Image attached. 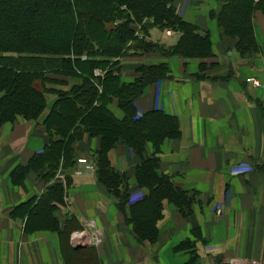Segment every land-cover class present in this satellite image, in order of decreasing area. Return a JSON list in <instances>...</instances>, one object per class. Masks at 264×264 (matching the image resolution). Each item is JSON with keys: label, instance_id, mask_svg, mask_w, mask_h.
I'll list each match as a JSON object with an SVG mask.
<instances>
[{"label": "trees", "instance_id": "obj_1", "mask_svg": "<svg viewBox=\"0 0 264 264\" xmlns=\"http://www.w3.org/2000/svg\"><path fill=\"white\" fill-rule=\"evenodd\" d=\"M41 1L47 0H26L24 4L23 0H0V35L10 38H0V126L18 116L36 119L48 109L43 119L47 144L10 175L13 178L34 169L47 183L60 166L64 169L73 165L75 151L81 150L76 143L85 135L96 137L99 143L92 157L98 181L115 198L128 200V191L124 188L126 193L122 194L117 188L121 176L108 157L121 141L140 159L133 175L137 186L145 190L128 202L133 232L139 240L153 238L163 200L190 213L195 198L177 186L170 175L157 172L161 143L181 135L177 116L160 109L139 113L136 107V99L147 86L170 76L167 62L141 64L135 69L134 79L124 82L120 58L149 51H158L164 57L178 54L210 58L209 33L184 20L176 11V0H57L52 9L57 21L53 23L36 15ZM258 11L264 14V0H221L219 8L211 12L220 34L231 40L242 57L258 50L264 54V43L259 45L254 34ZM24 16L30 18L26 27L8 22ZM134 23L141 24L139 34ZM152 27L179 31L177 43L168 48L150 40L148 31ZM129 40L135 41L131 52L125 47ZM202 63V72L209 69ZM95 69L100 70L98 75ZM48 95L53 96L51 101ZM112 104L122 111L121 118L112 111ZM256 104L264 118V106ZM148 144L153 151H148ZM48 188L40 197L39 208H49L46 204L55 208L54 203L62 201L64 188L59 183L53 182Z\"/></svg>", "mask_w": 264, "mask_h": 264}, {"label": "crops", "instance_id": "obj_2", "mask_svg": "<svg viewBox=\"0 0 264 264\" xmlns=\"http://www.w3.org/2000/svg\"><path fill=\"white\" fill-rule=\"evenodd\" d=\"M220 2L221 0L175 2L176 11L184 20L195 24L199 30L209 31L212 57L185 59L178 54L164 57L156 52L126 55L120 58L121 80L132 81L136 75V67L141 64L167 62L170 77L149 85L136 99V107L141 112L160 109L178 118L181 136L163 140L159 171L170 175L172 179L176 178L178 182L182 181V185L187 188L198 190L204 197L222 198L226 189H229L231 197L228 204L234 212H239L236 209H241L244 213L250 212L246 216V222L238 223L237 218L230 220L234 223V228L214 231L218 220L210 217V210L207 211L210 204L206 202L194 207L195 222L203 228L204 235L208 233V245L216 248L212 255H227L226 251L235 250L231 247L233 242L238 244L239 251L228 257H243L253 255L254 249L249 250V242H254L255 246L263 243L257 232L259 225L264 226V212L261 213L264 211V120L256 103L261 100L264 105V54L254 52L242 57L231 40L220 34L216 21L211 16V12L219 8ZM261 14L256 12L254 17V34L259 45L264 43V15ZM179 36L175 31L167 35L164 29L157 27H152L149 32L150 40L168 48L177 43ZM205 61L212 66L202 72L200 63ZM248 77L260 79L262 86L255 87L245 81ZM114 114L122 117L119 109ZM83 139L86 149L94 150L98 147V138L85 135ZM120 152L124 157L134 160L129 148L118 144L108 152L115 168L120 167ZM241 161L250 163L252 171L239 176L231 175V169ZM255 167L262 170L256 172ZM75 175H82L78 180L82 188L92 187L97 181L93 170L83 169L80 174ZM93 189L99 191L97 187ZM83 193L85 194L84 188ZM81 197L85 198L83 195ZM2 205L0 264H72L65 261L58 233L34 231L28 227L26 216L20 219L10 215L12 210L6 211L12 204ZM78 205L82 207V204ZM76 215L78 223L84 225L79 213ZM62 220L66 224V218ZM207 224L210 226L208 231ZM242 225L241 235V228L238 226ZM251 229L254 232L257 230L253 236L249 234ZM60 230H63L64 235L67 233V229ZM105 264H109L107 260Z\"/></svg>", "mask_w": 264, "mask_h": 264}, {"label": "rangeland", "instance_id": "obj_3", "mask_svg": "<svg viewBox=\"0 0 264 264\" xmlns=\"http://www.w3.org/2000/svg\"><path fill=\"white\" fill-rule=\"evenodd\" d=\"M25 1L26 0H23V4ZM56 1L57 0H47L45 2H38L39 6L36 15H41L42 19L49 18L50 22L57 21L52 14V9L55 7L54 3ZM8 18L10 19L11 17ZM17 19L18 18H12L10 21L8 20V22H11L10 24L13 26L26 27L25 23L30 20L27 16L20 18V20ZM119 20L120 19L116 21ZM3 21L5 22V20H2V22ZM134 26H136L139 34L141 24L134 23ZM166 30L170 31L169 34L174 31L170 28H164V32ZM203 31L209 33L208 30ZM149 32L150 30L148 31V37ZM175 32L180 34L179 31ZM0 38L5 41H10V38L3 39L2 35H0ZM12 40L15 41L14 39ZM134 45L135 41L129 40L125 47L128 46V50L131 52V48H133ZM149 48L150 47H148V49ZM153 52L160 54L158 51ZM256 53L261 52L258 50ZM6 54L7 53H3V55ZM204 63L206 66H209V69L212 66L208 61ZM98 73H100V70L95 69L94 74L98 75ZM258 80L260 81V79ZM71 81L73 80L70 79L69 82ZM48 85L51 84L48 83ZM260 86H262L261 81ZM52 99L53 96L48 95V101ZM258 103H262V101L260 100ZM111 108L114 112L119 109L116 104L111 106ZM47 111L48 109H44L36 119L26 120L18 116L13 122H6L0 126V207H3L1 204H12L8 206L6 211L12 210L10 211V215L20 219H24L25 217L23 216H26L29 223L28 227L34 229V231H51L58 233L60 235L65 261L67 260L68 263L72 264H76L77 261L78 264H105L106 260L109 264H222L224 262L229 264H264L263 225L258 226L260 229H258L259 231L257 232V236L263 239V243L259 246H255L254 242L248 243L250 246L249 250H252V248L254 249L252 251L253 255L228 257L229 254L239 251L238 244L232 242L231 247L235 250L226 251L227 255L224 253H221L219 256L212 255V251H215L216 248L211 244L208 245V243H210L208 242V233L204 235L203 228L195 222L194 207L200 205V203L204 204L203 202L210 204V209H207V211L210 210V217L218 220L217 225L214 226V231L217 229L222 231V229L228 230L234 228L235 225L233 222H230V220L233 221L239 218L237 221L238 223L241 222V224L248 220L246 216H249V211L244 213L241 209H236L239 212H234V209L228 204L231 197L228 188L222 198L213 199L209 196L204 197L202 194H199L200 192L196 189L187 188L182 185V181L178 182L176 178L172 179V177V181L177 186L181 187L182 190H188L189 195L194 194L195 202L191 205V212L187 213L186 210L182 212L173 202L163 200L162 214L156 221L155 228L157 232L155 237H147L146 239L139 240L134 235L127 207L129 206L128 202H132L133 199L139 198L145 191L137 186L133 175L136 164L140 159L121 141L114 147L118 144L126 145L131 151V155L134 159L130 160L126 158L120 152L118 164L120 167L116 168L121 176V183L118 184L117 188L120 189L122 194L126 193L124 188L128 191V194H130L128 200L120 197L115 198L109 193L108 189L98 181L94 167L95 161L93 159L94 157H92V153L96 148L94 150L90 148L86 149L83 145V138V140L81 139L75 145L81 150L75 151L74 161L72 162L73 165L69 164V166H66L64 169H61L60 166L57 172L53 174L52 178L48 179L50 180L49 182H44L43 178L34 169H30L26 172H19L12 178L10 173L17 165L26 164L33 154L41 152L47 144L48 137L43 124V119ZM138 112L141 113L139 109ZM34 134H39L41 136L37 137ZM161 145L157 150L159 161L157 172L159 173H162L159 171ZM32 151L33 153H31ZM148 151H153L150 144H148ZM79 158H85L94 168L89 169L83 167L78 161ZM83 169L89 171L93 170L97 180L92 187L83 186L85 194L83 193L80 181L78 182L82 175H75L80 174ZM262 169H256L255 167L254 171L258 172ZM77 170L81 172L76 173ZM75 176L76 178H74ZM119 180L120 179H117L116 181L119 182ZM53 182L59 183L60 186L64 188L62 201L54 203L55 208H52V205L48 204H46V206L49 207L47 209L42 206L39 208L42 204L40 199L41 195L49 189L48 187H50ZM122 183L126 184V186ZM96 187L99 191L93 189ZM82 195L85 198L81 199ZM86 198H88L87 201ZM118 202H120V204ZM78 204H82V207L80 208ZM86 204L90 205L87 206ZM34 208L36 213H33ZM263 212L264 211L261 213ZM77 213H79V218L84 225L78 223L76 217ZM63 218H66V224L64 220H62ZM61 223H63V225H61ZM206 226L208 231L210 226L208 224ZM243 227L244 225H242V227L238 226V228H241V235L243 234ZM61 228L67 229L65 235L62 234L63 230H60ZM196 230H198L199 235H196ZM256 231L254 232V230L251 229L249 233L250 236H253L254 233L256 234ZM190 241L192 243H190ZM91 251L93 254H90ZM85 254L86 256H84ZM71 260L73 262H69Z\"/></svg>", "mask_w": 264, "mask_h": 264}, {"label": "clouds", "instance_id": "obj_4", "mask_svg": "<svg viewBox=\"0 0 264 264\" xmlns=\"http://www.w3.org/2000/svg\"><path fill=\"white\" fill-rule=\"evenodd\" d=\"M252 171V165L246 161H241L231 169V175L239 176Z\"/></svg>", "mask_w": 264, "mask_h": 264}, {"label": "built area", "instance_id": "obj_5", "mask_svg": "<svg viewBox=\"0 0 264 264\" xmlns=\"http://www.w3.org/2000/svg\"><path fill=\"white\" fill-rule=\"evenodd\" d=\"M165 32L167 34H169L170 31L166 30ZM246 80L248 82H250L254 86H257V87L260 86V81L258 79H256V78H254V77H248V78H246ZM78 161H79L80 165H83V167H86V168H89V169L94 168L92 166V164H90L85 158H79ZM80 172H81L80 170L76 171V173H80Z\"/></svg>", "mask_w": 264, "mask_h": 264}, {"label": "bare ground", "instance_id": "obj_6", "mask_svg": "<svg viewBox=\"0 0 264 264\" xmlns=\"http://www.w3.org/2000/svg\"><path fill=\"white\" fill-rule=\"evenodd\" d=\"M77 236V235H76ZM79 237H80V235H79Z\"/></svg>", "mask_w": 264, "mask_h": 264}]
</instances>
